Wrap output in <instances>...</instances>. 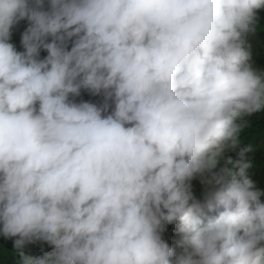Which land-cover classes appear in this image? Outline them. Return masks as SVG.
Masks as SVG:
<instances>
[{"label": "clouds", "instance_id": "9594fccd", "mask_svg": "<svg viewBox=\"0 0 264 264\" xmlns=\"http://www.w3.org/2000/svg\"><path fill=\"white\" fill-rule=\"evenodd\" d=\"M48 3L0 0V234L22 264H172L177 223L176 264H264L261 193L217 170L264 105L240 41L264 0ZM37 240L53 250L34 261Z\"/></svg>", "mask_w": 264, "mask_h": 264}, {"label": "trees", "instance_id": "16d2710c", "mask_svg": "<svg viewBox=\"0 0 264 264\" xmlns=\"http://www.w3.org/2000/svg\"><path fill=\"white\" fill-rule=\"evenodd\" d=\"M48 0H44V9L48 10ZM255 23L250 24V29L253 31L254 38L250 40L247 35L241 33L240 41L243 44L245 51L248 54V59L251 60L254 64L264 67V47L261 43H264V4L254 11L253 20ZM260 23V28H257L256 24ZM29 27V21L27 19L19 21L12 28V35L20 41L22 44V35ZM51 37L48 38V42H51ZM13 44L12 40L9 41ZM256 49H252V44H256ZM23 46V45H22ZM71 43H69V49ZM24 50V48L22 47ZM48 55L47 51L43 48L40 50L39 59H44ZM75 102H90L97 105H102L105 100L102 94L94 95L87 90H81V94L76 97H71ZM255 112V111H253ZM238 140V138H237ZM231 161L230 163L228 161ZM247 166V167H245ZM227 167L237 173V179H243L244 177L240 175L241 169L243 168L244 176L251 179L253 182V189L261 193L260 200L264 202V151L259 150L255 152H249L243 148H236L234 151L230 152L228 155H225L219 162L217 170L220 168ZM192 190L194 196L204 202V197L206 192L209 190V185L202 183L200 178H197L192 181ZM209 215H214V213H209ZM2 229V225H0ZM162 239L168 243V245L174 250L175 255L172 258V264H176V260L179 256L185 253L186 245L182 243L183 234L179 231V225L177 224H168L165 226L164 231L162 232ZM17 239V237H14ZM6 242V237L0 234V243ZM53 250V246L44 245L43 241L37 240L35 242L28 243L24 252L31 254L33 258L37 254L46 256L47 253Z\"/></svg>", "mask_w": 264, "mask_h": 264}, {"label": "rangeland", "instance_id": "374dc122", "mask_svg": "<svg viewBox=\"0 0 264 264\" xmlns=\"http://www.w3.org/2000/svg\"><path fill=\"white\" fill-rule=\"evenodd\" d=\"M45 10V9H44ZM255 22L252 21L251 24ZM260 23H257V28H260ZM243 35H247L248 39H253V31L250 29L248 32H242ZM13 45L17 51L23 52L22 44L18 38L11 36ZM256 44H252V49H256ZM264 47V43H261ZM252 70L264 79V67L254 64L251 60L246 61ZM71 98V97H70ZM237 123L240 125V132L238 134V140L234 147H229L222 155L221 159L228 155L230 152L234 151L236 148H243L249 152H255L259 150L264 151V105H262L255 112L246 113L242 117L238 118ZM231 144V142H229ZM220 159V160H221ZM216 215V213H214ZM15 238H6V242L0 243V264H22V258L20 252L14 247ZM45 247L50 244L43 241ZM25 253V252H24ZM27 256L32 257L31 254L25 253ZM44 258V256L37 254L33 260H38Z\"/></svg>", "mask_w": 264, "mask_h": 264}]
</instances>
